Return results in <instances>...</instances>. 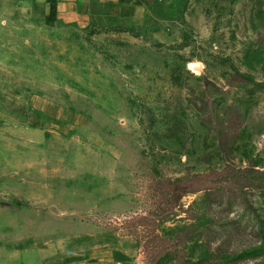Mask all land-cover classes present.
I'll return each instance as SVG.
<instances>
[{
  "label": "rangeland",
  "instance_id": "1",
  "mask_svg": "<svg viewBox=\"0 0 264 264\" xmlns=\"http://www.w3.org/2000/svg\"><path fill=\"white\" fill-rule=\"evenodd\" d=\"M246 171L264 175V0H148L84 29L0 0V264L113 243L133 264H264L249 232L196 234L241 213L222 191L264 219ZM204 174L178 201L169 181Z\"/></svg>",
  "mask_w": 264,
  "mask_h": 264
},
{
  "label": "crops",
  "instance_id": "2",
  "mask_svg": "<svg viewBox=\"0 0 264 264\" xmlns=\"http://www.w3.org/2000/svg\"><path fill=\"white\" fill-rule=\"evenodd\" d=\"M43 3L48 21L74 25L79 28L125 25L137 20L148 7V0H39ZM15 255L24 254L20 241ZM38 264H133L132 247L113 243L89 256L75 255L56 258L51 248H35ZM54 252V253H53ZM22 259V257H21Z\"/></svg>",
  "mask_w": 264,
  "mask_h": 264
},
{
  "label": "trees",
  "instance_id": "3",
  "mask_svg": "<svg viewBox=\"0 0 264 264\" xmlns=\"http://www.w3.org/2000/svg\"><path fill=\"white\" fill-rule=\"evenodd\" d=\"M245 173L247 175L246 179L250 182V186H254L256 191L259 192V195L264 198V175L260 173L252 175L249 171H246ZM209 177L210 175L204 174L190 178L170 180V189L171 187L174 188L173 192L177 194V200L181 201L186 196L203 191V189H194V185L195 187L198 186L199 188H203L207 183H209ZM214 199L215 200H213V202L214 204L216 203L217 207H222L229 213L232 212L235 207H239L241 209V213L238 215L235 222H210L209 228L202 227L198 231L195 230L197 231L196 234H199L202 237H214L216 235L228 233L227 231L230 227H232L235 228L234 230L243 235L246 234V232H249V234H251L257 242L264 239V219L257 217L252 212L251 207H249L248 204H245V201L241 203L232 202L230 196H228L227 193L224 194L223 191L220 194L215 195Z\"/></svg>",
  "mask_w": 264,
  "mask_h": 264
}]
</instances>
